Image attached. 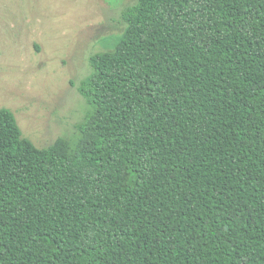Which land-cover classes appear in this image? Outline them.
Wrapping results in <instances>:
<instances>
[{
    "label": "trees",
    "instance_id": "16d2710c",
    "mask_svg": "<svg viewBox=\"0 0 264 264\" xmlns=\"http://www.w3.org/2000/svg\"><path fill=\"white\" fill-rule=\"evenodd\" d=\"M120 17L75 146L0 109V264H264V0Z\"/></svg>",
    "mask_w": 264,
    "mask_h": 264
},
{
    "label": "rangeland",
    "instance_id": "374dc122",
    "mask_svg": "<svg viewBox=\"0 0 264 264\" xmlns=\"http://www.w3.org/2000/svg\"><path fill=\"white\" fill-rule=\"evenodd\" d=\"M136 0H0V109L37 149L75 146L88 106L90 56L110 51Z\"/></svg>",
    "mask_w": 264,
    "mask_h": 264
}]
</instances>
